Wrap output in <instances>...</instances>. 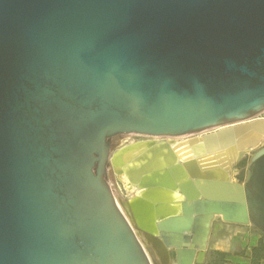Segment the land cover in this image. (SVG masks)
<instances>
[{
	"label": "water",
	"instance_id": "water-1",
	"mask_svg": "<svg viewBox=\"0 0 264 264\" xmlns=\"http://www.w3.org/2000/svg\"><path fill=\"white\" fill-rule=\"evenodd\" d=\"M263 111L264 0H0V264H152L133 230L200 264L215 220L264 244ZM258 141L242 182L199 163Z\"/></svg>",
	"mask_w": 264,
	"mask_h": 264
},
{
	"label": "rangeland",
	"instance_id": "rangeland-1",
	"mask_svg": "<svg viewBox=\"0 0 264 264\" xmlns=\"http://www.w3.org/2000/svg\"><path fill=\"white\" fill-rule=\"evenodd\" d=\"M259 114L263 116L264 111ZM131 135L134 136L135 138L140 137V135H137V134H131ZM123 136L113 140L111 145L109 146L108 153H107L108 162H109V157H110L111 152L120 145L121 138ZM232 142L233 141L228 142V145L231 144ZM185 144L186 143H181V144H177L176 146L177 152L179 154L178 158L180 159L187 157L189 154L193 152H197L202 147V146H197V147L192 148L191 146H187V145L183 147V145ZM260 146L261 144L251 149H248L245 152L244 156L233 164L235 169L232 172V178L235 181L242 182L244 180L245 174H246V166L249 162V159L251 155L253 154V152L256 151ZM131 150L133 149L128 148L125 151H131ZM110 177H112L113 192L121 200H125L126 191L124 190L122 191L121 189L117 187L115 183L116 181L115 175L112 170H111ZM218 221H221V220L214 221L213 229H214L215 223ZM227 223H229L232 226L228 233L229 238H228L227 244L223 247L216 246L214 244V241H215L214 232L212 231L210 235V239H209V246L205 253V258L203 260V263H200V264H250L251 263L252 248L254 247V245L256 246V245L263 244V233L258 228L250 224L232 223V222H227ZM137 240L141 244H143L142 239L140 237L137 236ZM143 246L146 249L147 254L152 264H161V262L158 261L153 249H151L149 246L144 245V244ZM169 251H170L169 252L170 260L167 264H171L174 260V257L171 252L172 250L170 249ZM221 252H223L224 254H222ZM260 264H264V259L261 260Z\"/></svg>",
	"mask_w": 264,
	"mask_h": 264
},
{
	"label": "bare ground",
	"instance_id": "bare-ground-1",
	"mask_svg": "<svg viewBox=\"0 0 264 264\" xmlns=\"http://www.w3.org/2000/svg\"><path fill=\"white\" fill-rule=\"evenodd\" d=\"M254 118H257V117H263L264 118V115H255L253 116ZM252 118V119H254ZM204 131H208V130H203V131H199V132H196L194 134H188V135H167V136H156L158 139H165V141H167L168 143H175L181 139H184V138H192L194 137V139H200V136L202 134V132ZM141 138H145L143 136H140L138 138H135L134 136H132L131 134H127V135H124L122 138H121V143L119 146L121 145H124L125 143H129V142H133L137 139H141ZM112 143V142H111ZM259 141L253 145L252 147H249L247 148L246 150L248 149H251L257 145H259ZM111 145V144H110ZM118 146V147H119ZM138 150V149H137ZM145 150V149H144ZM143 150V151H144ZM141 151V153L143 152ZM130 155V153H128ZM140 154V151H135L132 153V155L129 156V159L127 161H125V163L123 164V173L124 175H126V172L128 170V166H125L128 162L134 160L135 158H137V156ZM236 159V157H235ZM200 165H202L203 163H208V164H220L223 168H226L231 177H232V172L234 171V166H233V163H229L228 160H227V156H226V151L223 150L221 151L220 153H218L217 155L213 156V157H207V158H203L202 160L199 161ZM108 167L111 171V167L109 165V162H108ZM108 183L110 184L109 186L111 187V192H112V196L114 197V200H115V203L117 205V207L119 208V210L122 212V215L124 216V218H126V220L131 224L132 226V221L130 219V213H129V208L127 206V203H126V200H121L114 192H113V187H112V177H110L111 173H108ZM134 192V190H131V191H127L126 192V195H131L132 193ZM231 225L227 222H224V221H218L215 223L214 225V229H213V232H214V236H215V241H214V244L218 247H223L227 244L228 242V233H229V230L231 229ZM134 232V235L137 239V236L140 237L142 239V243L144 245H147L149 246L151 249H153L151 247V245L148 243V241L146 240L145 237L142 236V234L140 232H138L137 230H133ZM156 242L160 243L158 239H156ZM142 244V246H143ZM144 247V246H143ZM145 249V248H144ZM146 251V249H145ZM153 251L155 252V255L158 259L159 262H161L160 260V257L159 255L156 253V251L153 249ZM147 253V251H146Z\"/></svg>",
	"mask_w": 264,
	"mask_h": 264
},
{
	"label": "trees",
	"instance_id": "trees-1",
	"mask_svg": "<svg viewBox=\"0 0 264 264\" xmlns=\"http://www.w3.org/2000/svg\"><path fill=\"white\" fill-rule=\"evenodd\" d=\"M224 254L223 252H221ZM264 259V244L256 245L252 248V256L250 264H260L261 260Z\"/></svg>",
	"mask_w": 264,
	"mask_h": 264
},
{
	"label": "flooded vegetation",
	"instance_id": "flooded-vegetation-1",
	"mask_svg": "<svg viewBox=\"0 0 264 264\" xmlns=\"http://www.w3.org/2000/svg\"><path fill=\"white\" fill-rule=\"evenodd\" d=\"M172 251V255H173V257H175V252H174V249H171Z\"/></svg>",
	"mask_w": 264,
	"mask_h": 264
},
{
	"label": "crops",
	"instance_id": "crops-1",
	"mask_svg": "<svg viewBox=\"0 0 264 264\" xmlns=\"http://www.w3.org/2000/svg\"><path fill=\"white\" fill-rule=\"evenodd\" d=\"M255 246V245H254Z\"/></svg>",
	"mask_w": 264,
	"mask_h": 264
}]
</instances>
